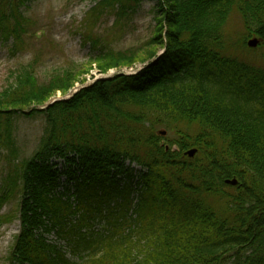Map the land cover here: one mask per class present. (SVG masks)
I'll return each mask as SVG.
<instances>
[{"label":"trees","instance_id":"1","mask_svg":"<svg viewBox=\"0 0 264 264\" xmlns=\"http://www.w3.org/2000/svg\"><path fill=\"white\" fill-rule=\"evenodd\" d=\"M142 1L101 0L89 14L109 11L119 21ZM156 1L158 28L146 46L165 53L152 61L151 51L137 74L40 109L57 91L66 95L78 72L41 83L34 61L1 95L0 147L13 165L0 206L18 192L22 227L10 264H264V67L237 56L224 37L236 8L264 58V0ZM31 2L0 0V41H12L15 53L33 23L24 8ZM104 44L91 46L102 50L92 59L102 73L137 61ZM37 114L47 121L40 145L15 165L14 118ZM126 160L144 168L140 191Z\"/></svg>","mask_w":264,"mask_h":264},{"label":"rangeland","instance_id":"2","mask_svg":"<svg viewBox=\"0 0 264 264\" xmlns=\"http://www.w3.org/2000/svg\"><path fill=\"white\" fill-rule=\"evenodd\" d=\"M100 1L32 0L30 4H26L24 7L26 16L33 23L28 29V34L24 36L23 45L19 46V52L11 50L12 41H0V99L4 92L17 85L19 70L24 66L35 65L32 63L34 61L35 73L41 83L49 82L63 70L78 72L74 86L78 92L79 88L89 86L93 77H101L102 74L114 77L120 73H130L137 70L132 68L141 67L143 60L147 59L151 51L164 52L160 47L146 46L158 28L156 0H143L134 14L119 21L109 11L100 19H96L93 12L89 14ZM245 32L243 17L238 9L234 8L224 27L227 46L231 44L232 50L240 58H247L264 67L260 47L250 48L247 44L252 38ZM258 40L261 42L259 38ZM93 41H103L106 49L115 52L129 51L127 55L136 57L137 61L130 67L121 68L120 71H117L120 68H111L102 73L98 64L92 62L101 50L91 51ZM64 93L62 90L57 91L52 103L58 98L68 100L62 97ZM49 102L47 101L40 109L45 108ZM31 108L35 106H31L25 112H29ZM46 127L47 121L43 114L32 117L15 116L13 142L18 153L15 165L33 157ZM158 129L167 132L169 138L174 136L163 126H159ZM9 155L10 151L7 148L0 147V193L1 188L4 189L2 182L13 165L6 159ZM59 180L62 184V175ZM62 190V187L57 189L58 192ZM19 206L18 192L7 195L6 201L0 206V264H10L9 256L16 237L21 232ZM49 239L55 240V234L52 233Z\"/></svg>","mask_w":264,"mask_h":264},{"label":"water","instance_id":"3","mask_svg":"<svg viewBox=\"0 0 264 264\" xmlns=\"http://www.w3.org/2000/svg\"><path fill=\"white\" fill-rule=\"evenodd\" d=\"M260 41L258 39H251L249 42H248V46L249 47H252V48H256L258 45H259ZM75 92H72L71 93V96L74 94ZM163 135H165V132H163ZM197 153L196 150H191L189 152H187V155L189 157H194L195 154ZM228 184H232V185H236L238 182L237 180H233V181H227Z\"/></svg>","mask_w":264,"mask_h":264}]
</instances>
